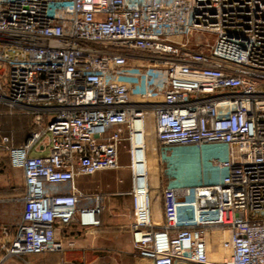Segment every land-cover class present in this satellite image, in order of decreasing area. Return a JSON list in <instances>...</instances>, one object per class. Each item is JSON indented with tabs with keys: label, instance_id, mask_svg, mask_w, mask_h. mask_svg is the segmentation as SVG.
<instances>
[{
	"label": "built area",
	"instance_id": "2783aa9c",
	"mask_svg": "<svg viewBox=\"0 0 264 264\" xmlns=\"http://www.w3.org/2000/svg\"><path fill=\"white\" fill-rule=\"evenodd\" d=\"M0 104L32 127L22 144L0 143L23 183L11 200L18 221L0 224V262L72 246L57 227H98L99 198L79 206L76 179L117 169L124 142L132 164L133 141L145 142L149 127L153 151L224 146L223 175L166 187V208L191 198L196 217L154 225L131 171L137 255L264 264V0H0ZM205 192L215 195L213 221L200 214ZM212 239L226 254L219 263L209 259Z\"/></svg>",
	"mask_w": 264,
	"mask_h": 264
},
{
	"label": "crops",
	"instance_id": "0c3cea01",
	"mask_svg": "<svg viewBox=\"0 0 264 264\" xmlns=\"http://www.w3.org/2000/svg\"><path fill=\"white\" fill-rule=\"evenodd\" d=\"M0 106V126L3 128L0 132V143L3 138H7L10 146L22 144L32 130L30 118L18 113L9 115L6 107L1 104ZM21 120L24 122H21ZM214 147H217L222 153L225 151L224 146L215 145ZM207 148L209 149L206 146L168 147L159 149L157 153L151 152L149 148L145 149L150 218L154 225L167 223L170 225H185L194 221L197 212L193 200L178 197L173 207L166 208L163 190L166 187L173 186H196V180L200 181L199 183H217L223 175V171L217 165L219 156L207 151ZM178 151L199 152L205 157L206 164L201 167L198 177L191 173L172 176L171 172L164 170L165 159L169 158L171 153ZM121 162L124 164V161L121 160ZM105 172L113 171H102L91 177H79L75 182L76 189L82 194L79 206L92 205L95 197L99 198L101 210L98 216V227L84 229L76 222L66 227H57L55 231L56 238L64 242L72 241V246H66L62 252L28 255L21 258L10 257L0 262V264H152L150 261L140 258L132 248L130 234L132 203L129 199V193L127 191H117L114 187L110 192H101L96 189L86 192L80 188L83 178L101 179L115 174L113 172L109 175L97 176ZM19 173L21 175L19 170L10 167L6 152L0 147V224H9L2 223V221L10 218L7 208L15 205L11 200L22 194V175L21 187L13 180ZM204 175L208 176L206 181L202 179ZM116 180L117 182L120 180L118 184H122L128 182L129 178L128 176L123 178L120 175L117 176ZM84 196L90 199V204L87 203ZM214 197L213 192H205L199 197L200 214L206 221H213L216 218L215 209L208 213L206 211L208 208H215ZM14 232V228H9V236ZM7 240L8 236L0 235V244ZM218 244V241L214 239L210 240L209 243V259L213 263L221 262L226 256L219 249Z\"/></svg>",
	"mask_w": 264,
	"mask_h": 264
},
{
	"label": "rangeland",
	"instance_id": "374dc122",
	"mask_svg": "<svg viewBox=\"0 0 264 264\" xmlns=\"http://www.w3.org/2000/svg\"><path fill=\"white\" fill-rule=\"evenodd\" d=\"M209 37L205 36V40H208ZM1 107V106H0ZM21 122H24L23 120H21ZM24 124V123H23ZM2 126H0V132L2 130ZM6 129V128H5ZM18 131V129L16 130V132ZM19 133V132H18ZM153 130L149 127H146V133H145V149H148L153 152V153H157V151H153L152 150V141H153ZM149 140V142H148ZM215 145H208L206 147H209V149L207 151L211 152V153H215L216 155H218L219 157H221L223 155V153L217 148L214 147ZM175 150H179V149H175ZM124 161V164L121 162ZM166 162H164V170H167L169 172H171L172 176H178L180 174H187V173H191L192 175L195 176H199V172L201 170V167L206 164V159L205 157H203L199 152H173L170 154V157L165 159ZM129 163H130V155H129V147L127 145V143H123L119 149V161H118V168L115 170H112L115 174L113 176H108L106 178H101V179H93V178H83L81 184H80V188L85 190L86 192L88 191H94L93 189H96L97 191H101V192H110L113 187L116 188L117 191H127L129 193V191L131 190V173L129 171ZM113 172H105L102 174H98L97 176L100 175H109L112 174ZM123 178H129L128 182L126 183H122V184H118L120 183L119 181L117 182V176L120 175ZM207 175H204L202 177L203 180H207ZM196 178V177H195ZM13 180H15L16 184L19 185V187H21V175L20 173L17 174V176H15L13 178ZM200 181L196 180V184L197 185H205L208 183H199ZM130 201H131V197H129ZM132 203V201H131ZM8 210V216L10 217L8 220L6 221H2V223H15L18 221L20 214H21V210L22 207L19 204H15V205H11L10 207L8 206L7 208ZM8 224V225H9Z\"/></svg>",
	"mask_w": 264,
	"mask_h": 264
},
{
	"label": "bare ground",
	"instance_id": "6f19581e",
	"mask_svg": "<svg viewBox=\"0 0 264 264\" xmlns=\"http://www.w3.org/2000/svg\"><path fill=\"white\" fill-rule=\"evenodd\" d=\"M138 131H141L140 124H136L135 127ZM132 164H129L130 172L134 176V185L136 187V191L140 194L145 191L147 188L146 183V164H145V142L144 138L136 137L133 141L132 146Z\"/></svg>",
	"mask_w": 264,
	"mask_h": 264
},
{
	"label": "trees",
	"instance_id": "16d2710c",
	"mask_svg": "<svg viewBox=\"0 0 264 264\" xmlns=\"http://www.w3.org/2000/svg\"><path fill=\"white\" fill-rule=\"evenodd\" d=\"M25 130V128L23 129V131Z\"/></svg>",
	"mask_w": 264,
	"mask_h": 264
}]
</instances>
